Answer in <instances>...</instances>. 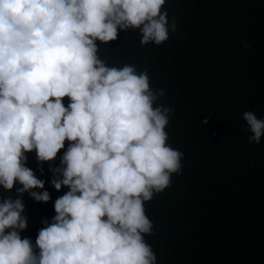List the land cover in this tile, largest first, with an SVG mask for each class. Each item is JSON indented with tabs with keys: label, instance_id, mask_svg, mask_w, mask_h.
Returning <instances> with one entry per match:
<instances>
[{
	"label": "clouds",
	"instance_id": "obj_1",
	"mask_svg": "<svg viewBox=\"0 0 264 264\" xmlns=\"http://www.w3.org/2000/svg\"><path fill=\"white\" fill-rule=\"evenodd\" d=\"M166 0H0V264H157L145 236V203L171 186L183 153L169 144L172 108L158 104L148 70L109 66L99 45L139 30L140 44L162 45L177 31ZM67 98L69 103L64 104ZM250 143L264 119L242 117ZM202 123L206 124L207 121ZM60 165L51 185L69 190L33 245L23 197L47 203L45 181L27 167ZM20 187H16V185Z\"/></svg>",
	"mask_w": 264,
	"mask_h": 264
},
{
	"label": "trees",
	"instance_id": "obj_2",
	"mask_svg": "<svg viewBox=\"0 0 264 264\" xmlns=\"http://www.w3.org/2000/svg\"><path fill=\"white\" fill-rule=\"evenodd\" d=\"M165 10L177 31L160 46H141L139 30L97 41L109 66L147 69L151 87L165 92L158 104L174 110L166 131L183 153L182 169L145 203L154 225L145 239L157 264H264V137L250 143L242 118L251 111L264 119V0H166ZM67 146L42 166L27 154L26 166L45 181L36 191L51 197H23L28 227L20 235L33 245L69 190L57 191L49 170ZM15 195L0 189V198Z\"/></svg>",
	"mask_w": 264,
	"mask_h": 264
}]
</instances>
